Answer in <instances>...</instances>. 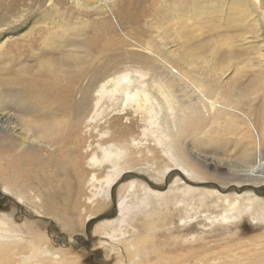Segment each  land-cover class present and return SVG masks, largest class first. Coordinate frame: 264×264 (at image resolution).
Listing matches in <instances>:
<instances>
[{"label": "bare ground", "instance_id": "obj_1", "mask_svg": "<svg viewBox=\"0 0 264 264\" xmlns=\"http://www.w3.org/2000/svg\"><path fill=\"white\" fill-rule=\"evenodd\" d=\"M252 1L257 9L250 0L173 2L174 7L182 5V14L189 10L194 15L207 10L225 14V23L213 26L209 37L192 30L187 45L163 54L128 35L135 45L125 53L92 54L79 42L76 26L66 21L47 23L37 33L34 29L21 33L20 40L5 37V30H0L3 195L30 209L36 218L70 229L71 238L99 236L93 249L102 248L104 257L98 264H264V196L255 190L264 186V178L259 182L247 175L236 181L233 186L239 192L231 200L220 189L221 180L206 172L205 143L192 142L197 152L184 140L202 121L197 115L225 117L230 132L237 131L239 117L246 115L244 109L215 100L216 91L193 68L195 60L206 61L209 49L219 53L222 63L254 49L258 42L254 31L264 32V0ZM172 13L178 15L176 10ZM252 91L242 88L239 95L247 98ZM247 116L255 144L256 121ZM240 149L239 163L230 166L243 172L251 170L255 159H263V150ZM215 150L222 153L225 147ZM159 183L166 187H157ZM207 183L215 184L214 190L199 187ZM244 187L253 189L241 192ZM196 200L197 205L200 201L225 209L207 218L213 226L177 234L191 220L180 218L177 227L176 217L193 210ZM111 208L117 216L100 219ZM243 216L262 221L255 240L244 239L235 248L231 244L228 255L214 258L200 250L210 238L238 236L236 222ZM56 242L35 224L0 214V264H82L67 245L56 247ZM200 243L199 251L195 245ZM168 245L188 249L178 252L180 256H158L159 249Z\"/></svg>", "mask_w": 264, "mask_h": 264}, {"label": "rangeland", "instance_id": "obj_2", "mask_svg": "<svg viewBox=\"0 0 264 264\" xmlns=\"http://www.w3.org/2000/svg\"><path fill=\"white\" fill-rule=\"evenodd\" d=\"M189 1L190 0H101L96 3L95 0H0V30H5V37H17L19 39L18 36L21 33L26 31L30 32L31 29H34V32L37 33L43 29L47 23L66 21L76 26V30L80 34L79 42L85 45L92 54L107 51V55L117 57L125 53L132 45H135V43L128 40L125 35L132 37L134 40L144 45L147 44L146 46L152 49L155 48L153 50L163 54L166 49L172 50L175 49V46L181 47L184 43L187 45L189 43V34L194 30H197L196 33L204 37H209L214 34L213 26H223L225 23V14H218L212 10L208 12L207 10L206 14L208 13V15H194L189 9L188 12L186 11L182 14V5L178 7L173 6L174 3L182 4L184 2L188 3ZM250 6L257 9V4L252 0H250ZM165 9L167 10L166 12ZM174 9L178 12L177 16L172 15V12L175 11ZM262 33L261 30L254 31L253 35H257L258 37L256 46L253 50L247 51V53L243 50L244 53L239 55L242 57L236 60L227 63L218 62L219 53L209 49L210 51L208 50L204 54L206 61L195 60L194 62L196 64L193 69H197L201 73V77L206 81V84L212 90L216 91L217 95L214 96L215 100H220L222 103L242 110L244 109L246 112L244 117H239V127L236 132L229 131L225 117L223 116L215 119L217 115L210 112L207 113L205 117L197 115L199 119H202L199 123L200 125L198 124L199 127L198 125H193L186 137H184L185 141L187 138L185 142L186 147L189 149L193 148L197 150V152L199 148H196L192 142L198 140L205 143L204 153H206L209 160L206 166V172L208 171L207 173H209V175L211 174L214 178L221 180L222 184L219 183L220 189L227 196H230L231 200L235 194L239 192L236 187L233 186L236 184V181L246 179L247 175L257 177L259 182L264 178V154L262 155V160L258 158L254 160V164L248 172H243L237 167L230 166L232 163H239L238 161L242 156L240 148L249 151V153L253 150L254 152L256 151V153L261 150L264 151V32ZM157 44L162 45L158 46ZM164 47L166 48L164 49ZM213 58L215 59L213 60ZM212 78H214V80ZM194 81L197 80L194 78ZM246 87H252L253 91L249 97L241 98L239 91ZM223 91L225 92L223 93ZM181 99L187 100V98ZM247 114L256 121L259 140L255 144H252L251 139L253 138L251 134L253 135V129L248 125ZM222 119L223 121H221ZM220 146L225 147L222 153L215 150ZM214 159L216 161H214ZM220 160L222 161L221 163H219ZM173 177L175 178V175ZM172 180L173 179H171V182ZM210 182H212V180ZM157 187L164 189L166 186L164 183H159ZM199 187L214 190L216 185L207 183L205 185H199ZM252 189L253 188L250 187H244L239 190L244 192ZM255 190L259 195L264 196V186L260 184L256 186ZM199 194L200 193L195 194V196L198 197ZM214 199L215 198H211V201H216V199ZM197 201L198 200L193 201V210L188 212L183 211L176 217L175 221L177 227H179L178 222L180 218H190L191 220V223L185 230L177 234L182 235L198 230L202 231L213 226L207 218H214L220 215L225 209L224 207L215 208V206L211 204L203 205L200 201L197 205ZM163 202L162 204H164ZM94 208V205L91 206V209ZM1 213L16 217L20 223L28 222L30 224H35L39 230L50 232L57 241L55 246L60 247L63 244L67 245L68 252L72 256L79 258L82 264H98V260L104 257V250L102 248L97 246L93 249V245L98 243L101 239L99 236L91 235L88 240L83 237L71 238L72 231L70 229H63L56 222L36 218L30 209L18 206L13 199L4 196L0 190V214ZM116 216L117 212L111 208L103 212L100 219ZM245 217H241L240 220L236 222L238 232L240 231L238 236H229L228 239L210 238L208 242H202L205 245L200 243L195 245V248L198 246L200 249L202 246L199 245H203L200 250H203L208 255L210 254L209 257L214 258L224 253L228 255L230 253L231 244L233 248H235L237 245L240 246L242 244L241 241L243 242L244 239L255 240L257 234L260 232L258 228H261L262 221H254L251 217ZM94 225L95 222L94 224L92 223L91 231H93ZM225 227H227V225L223 224L222 228ZM262 229H264V227H262ZM212 240H217V242H213ZM169 242H172V240H169ZM220 243L223 244L220 245ZM222 247L225 249L224 251ZM187 249L188 246L173 247L168 245L159 249L158 256L167 257L181 255V252H186ZM199 249L197 248V250ZM178 252L180 253L178 254ZM182 257L186 258V255Z\"/></svg>", "mask_w": 264, "mask_h": 264}]
</instances>
